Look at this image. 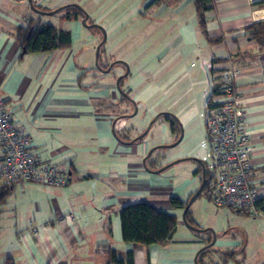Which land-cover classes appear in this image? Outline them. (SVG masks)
Listing matches in <instances>:
<instances>
[{
  "label": "crops",
  "instance_id": "crops-1",
  "mask_svg": "<svg viewBox=\"0 0 264 264\" xmlns=\"http://www.w3.org/2000/svg\"><path fill=\"white\" fill-rule=\"evenodd\" d=\"M62 1L32 0V4L48 12ZM151 1L145 0L150 17L143 18L150 20L145 32L150 54L145 63L132 61L128 75L121 79L122 90L129 96L142 75L148 82L169 77V71L157 65L176 61L172 67L177 69L180 57L172 54L191 47L203 65H210L213 100L218 97L222 73L236 69L234 82L249 138L251 181L259 200H264V47L248 36L252 27L264 23V0H212L203 14V28L193 0H162L150 5ZM189 8H194V16L186 19ZM44 16L49 15L33 12L28 0H0V98L11 119L30 137L37 160L64 171L67 184L54 188L23 182L10 188L0 206V264L7 259L13 264H113L111 253L124 259L128 252L133 264H195L199 243L176 244L172 236L162 245L146 248L122 241L121 209L146 202L171 214L167 196L171 184L143 167L148 148L130 143L135 136L129 134L124 119L131 103L126 100L122 106L124 114L116 108L121 94L115 81L125 73V67L120 64L124 69L116 72L113 65L108 72L99 73L92 48L75 44L81 16L67 13L66 23H72L73 28L60 29L70 33L69 45L49 53L23 54L15 40L16 28L28 20L48 24L43 22ZM179 74L191 84L194 81L189 73ZM202 74H197L200 89ZM177 85L175 81L165 86L167 94L176 99L182 95V87ZM166 109L173 113L174 108ZM121 116L125 117L118 119ZM195 172L185 188L200 182ZM178 189L182 191L184 186ZM235 212L252 218L244 217L249 222L239 228L240 240L226 232L228 239L220 243L223 249L216 250L220 257L225 255L221 262L264 264V213ZM69 215L71 219H63ZM208 257L209 253L205 264Z\"/></svg>",
  "mask_w": 264,
  "mask_h": 264
},
{
  "label": "rangeland",
  "instance_id": "rangeland-1",
  "mask_svg": "<svg viewBox=\"0 0 264 264\" xmlns=\"http://www.w3.org/2000/svg\"><path fill=\"white\" fill-rule=\"evenodd\" d=\"M62 2L54 10L67 5H75L88 16L87 25H98L104 29L106 41L102 49L99 50L100 59L98 66H96L99 73H104L99 69L101 66L104 68L103 70H106L108 68H105L106 64L110 65L116 61L124 62L128 69L131 68L132 61L136 59H141L145 63L147 60L145 56L150 54L148 51L151 49L148 35H145L150 20H143L145 16L149 15V11H146L145 0H63ZM67 13L73 14L74 12L64 8L53 15L44 16L43 22H48V24L59 29L71 31L73 24L66 23ZM193 16L194 8L186 9V19H190ZM75 35L78 38L76 45H89L92 48L91 53L94 57L95 65L96 48L102 41L101 31L97 28L83 26L80 21V33L79 35L75 33ZM172 56L175 58L180 57L177 61L179 63L177 69L172 67L176 61L165 60L160 65H157L158 68H165V71H169V77L159 78V82L154 79L148 82L144 80V75H142L141 79L137 80V85L133 84L131 86L134 87L136 85L138 87L133 88L132 92H129V96L127 95L131 104L127 106L129 116L124 120L130 127L129 134L135 136V139L149 127L150 123L159 114H168L170 121L176 124L177 129L172 133L170 129L171 123L167 122L163 117L157 119L138 144L141 143L148 148L146 154L150 149L162 146L157 148L150 157L156 161V170L173 164L156 176L167 179L170 182L171 191L167 194L169 198L175 197L186 202L189 201L190 194H194L200 186L198 181L193 187L185 188L192 179L193 173L198 170V164L193 159H200L207 163L210 161L209 150L201 145L205 143L207 137L205 120L202 114L205 110L204 98L210 86L208 76L211 75V69L208 63L203 65L204 61L194 51L193 47L183 52L181 50L176 51ZM114 68L116 72L124 69L120 64H115ZM180 72L189 73V75L193 76L194 81L192 80V84L191 80L186 79L184 76H179ZM200 72L203 73L201 77V82H203L202 89H200V83L197 80V74ZM100 75L105 76L107 74ZM175 81H177L178 87H182L179 91L182 95L177 99L174 98V94H167L165 91L166 82L169 85ZM189 84L193 85V87L188 88ZM120 89L125 95V91L122 88ZM122 96L120 104L116 105L120 114L125 113V109L122 106L126 100ZM166 108H174L173 113L165 111L167 110ZM174 112L176 113L174 114ZM179 124L182 129L180 141L181 131L178 127ZM120 136H123L122 133ZM175 142H178L177 145L170 147ZM198 176H200V173ZM180 186H184V189L177 191ZM187 211L189 212V221L193 223V225H189L194 229L187 227L184 223V209L171 210V214L178 216L173 241L181 245H197L199 243L202 249L206 246L205 244L208 240L212 241L214 236L216 241L208 250L210 255L206 260L208 264H223L221 262L223 257H220L221 253L216 250L223 249L220 243L227 237L226 232H229L228 236L234 235L236 240H240L241 230L239 228L241 226L246 227V223L249 222L244 217L252 218L249 214L242 216L227 207L217 208L211 200V194L207 191L202 192L190 204ZM229 264L232 263L229 262Z\"/></svg>",
  "mask_w": 264,
  "mask_h": 264
},
{
  "label": "built area",
  "instance_id": "built-area-1",
  "mask_svg": "<svg viewBox=\"0 0 264 264\" xmlns=\"http://www.w3.org/2000/svg\"><path fill=\"white\" fill-rule=\"evenodd\" d=\"M24 22L22 26H26ZM236 69H227L221 75L218 97L205 103L202 117L206 126L207 164L214 176L211 200L217 208L254 212L259 201L251 181L252 163L246 118L237 97L234 78ZM0 188L33 182L54 188L67 184V175L57 166L37 160L30 137L11 119L0 98ZM69 215L63 219H71ZM37 235V230L32 228Z\"/></svg>",
  "mask_w": 264,
  "mask_h": 264
},
{
  "label": "trees",
  "instance_id": "trees-1",
  "mask_svg": "<svg viewBox=\"0 0 264 264\" xmlns=\"http://www.w3.org/2000/svg\"><path fill=\"white\" fill-rule=\"evenodd\" d=\"M162 0H152L150 5L159 4ZM196 8V13L198 15L199 23L203 28V14L209 10V5L212 0H193ZM260 4V3H256ZM66 9L71 10L73 16H81L83 14L80 10L73 7L72 5H67ZM252 32L248 35L252 41L258 43L261 47H264V23H259L257 26L251 28ZM15 40L22 49L23 54H39V53H49L60 47L67 46L71 43V35L69 32L64 30H58L52 25L41 24L35 20H28L27 25L18 26L15 30ZM103 46V45H102ZM102 46L100 50L102 49ZM99 61V58H98ZM121 88V82L119 83ZM213 91L211 90V94ZM126 94V93H125ZM211 94L208 97L206 103L211 98ZM128 95V94H127ZM125 100H129L122 96ZM157 119L163 117L167 122L170 121L167 114L157 115ZM123 117H118L122 119ZM156 119V120H157ZM171 122V121H170ZM171 132H175L177 126L174 122H171L170 125ZM138 140H135L134 143H138ZM155 161L150 159L146 160L145 166L147 169H156L154 168ZM205 167V179L206 185L204 191L211 194L214 190V176L211 175L210 170L208 169L207 162L202 161ZM200 173V183L202 181L201 177V166L198 165V170L195 174ZM211 186V188H210ZM12 188V187H10ZM10 188L2 187L0 188V206L6 199L9 194ZM191 194L189 196H192ZM188 201L183 202L178 198L171 197L169 199V205L173 209H185ZM256 211L264 213V200H259L256 204ZM244 211H241V213ZM245 213V212H244ZM189 212L185 213V221L188 224L193 225L189 221ZM120 220V229L122 241L128 244H138L143 247H149L152 245H162L168 239H170L176 230L177 218L175 215L170 213H165L158 211L149 203L139 202L135 204H130L123 207L119 213ZM211 240H208L206 244H209ZM209 248L203 249L197 256V264H205L204 258L207 256ZM231 254L227 255L230 257ZM225 256V255H224ZM223 256V258H225ZM232 256V255H231ZM110 262L113 264H133V256L131 252H128L124 259H117L114 253L110 255ZM3 264H13L11 259L5 260Z\"/></svg>",
  "mask_w": 264,
  "mask_h": 264
},
{
  "label": "water",
  "instance_id": "water-1",
  "mask_svg": "<svg viewBox=\"0 0 264 264\" xmlns=\"http://www.w3.org/2000/svg\"><path fill=\"white\" fill-rule=\"evenodd\" d=\"M28 2H29V4H30V8H31V10L33 11V12H35L36 14H39V15H53V14H55V13H57V12H59L60 10H63L64 8H66L65 6H63V7H60V8H58V9H56V10H54V11H51V12H46V11H42V10H39V9H37L33 4H32V0H28ZM73 7H75V8H77L78 10H80L79 9V7H77V6H75V5H72ZM81 11V10H80ZM82 12V11H81ZM82 14H83V19L81 20V23H82V25L83 26H86V27H88V28H97V29H99L100 31H101V33H102V41H101V43L97 46V48H96V54H95V65L96 66H98V58H99V50H100V48H101V46L104 44V42L106 41V33H105V31H104V29L102 28V27H100V26H98V25H87V20H88V16L85 14V13H83L82 12ZM115 64H121V65H123L124 67H125V73L122 75V76H120V77H118L117 79H116V81H115V84H116V88H117V90L119 91V93H122L121 92V89H120V86H119V83H120V81H121V79L123 78V77H125V76H127L128 75V73H129V69H128V66L124 63V62H122V61H116V62H114V63H111L110 64V66L106 69V70H102L101 68H99L102 72H108L109 70H110V68L113 66V65H115ZM210 94H211V85L209 86V90H208V92H207V94H206V96H205V98H204V104L206 103V101H207V99H208V97L210 96ZM121 95H123L125 98H127L128 99V96H127V94H121ZM133 104V103H132ZM168 115V114H167ZM169 116V115H168ZM121 117H125V116H121ZM157 117L158 116H156L155 117V119L150 123V125H149V127L140 135V136H138L136 139H134V140H132L130 143H134V141L135 140H138V141H140V140H142L143 139V137L147 134V132L149 131V129H150V126L156 121V119H157ZM179 128H180V131H181V135H180V137H179V141L181 140V138H182V129H181V126H180V124H179V126H178ZM113 133H114V130H113ZM114 135H115V138L118 140V141H120V139L118 138V136L116 135V133H114ZM177 143L178 142H175L174 144H172V145H170V147H174V146H176L177 145ZM160 147H162V146H158V147H154V148H152V149H150L149 151H148V153L146 154V156L143 158V160H142V165H143V167L148 171V172H150V173H153V174H160L161 172H163L164 170H166L168 167H170L172 164H169V165H166L165 167H161L160 169H157V170H154V171H152V170H149V169H147L146 168V166H145V162H146V160L149 158V157H151V155H152V153L157 149V148H160ZM195 162H197V164L198 165H200L201 166V177H202V181H201V184H200V186H199V188H198V190L190 197V199H189V201H188V203H187V205H186V207H185V209H184V214L186 213V211L188 210V207L190 206V204L203 192V190H204V187H205V185H206V179H205V167H204V164L202 163V160H200V159H193ZM183 221H184V223L187 225V227H189V228H191V229H194L192 226H190L189 224H187L186 222H185V219L183 218ZM215 241H216V239H215V237L213 236V239H212V241L208 244V245H206L205 247H203L202 249H200L199 251H198V253L196 254V256H195V258H194V263L195 264H197V256H198V254L203 250V249H205V248H210V247H212L213 245H214V243H215Z\"/></svg>",
  "mask_w": 264,
  "mask_h": 264
},
{
  "label": "flooded vegetation",
  "instance_id": "flooded-vegetation-1",
  "mask_svg": "<svg viewBox=\"0 0 264 264\" xmlns=\"http://www.w3.org/2000/svg\"><path fill=\"white\" fill-rule=\"evenodd\" d=\"M121 82V81H120ZM169 123H171L170 121H169Z\"/></svg>",
  "mask_w": 264,
  "mask_h": 264
}]
</instances>
